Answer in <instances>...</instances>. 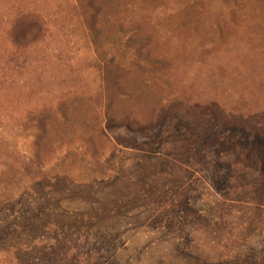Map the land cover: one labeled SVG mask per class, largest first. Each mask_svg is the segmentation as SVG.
Segmentation results:
<instances>
[{"label": "rangeland", "instance_id": "1", "mask_svg": "<svg viewBox=\"0 0 264 264\" xmlns=\"http://www.w3.org/2000/svg\"><path fill=\"white\" fill-rule=\"evenodd\" d=\"M0 264H264V0H0Z\"/></svg>", "mask_w": 264, "mask_h": 264}]
</instances>
